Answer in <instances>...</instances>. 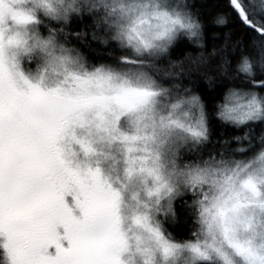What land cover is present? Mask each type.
Returning <instances> with one entry per match:
<instances>
[{"label":"clouds","instance_id":"clouds-1","mask_svg":"<svg viewBox=\"0 0 264 264\" xmlns=\"http://www.w3.org/2000/svg\"><path fill=\"white\" fill-rule=\"evenodd\" d=\"M45 2L4 0L19 12L0 19V109L11 120L19 175L12 222L20 264H31L37 235L66 210L80 264H264V121L225 123L200 89L244 76L248 57L230 72L227 45L207 47L194 0H58L54 12ZM240 3L264 25V0ZM156 12L192 27H177L153 49L130 47L129 33ZM210 23L227 29L230 13L217 11ZM182 40L191 48L174 56ZM252 63L247 75L264 74Z\"/></svg>","mask_w":264,"mask_h":264},{"label":"snow or ice","instance_id":"snow-or-ice-1","mask_svg":"<svg viewBox=\"0 0 264 264\" xmlns=\"http://www.w3.org/2000/svg\"><path fill=\"white\" fill-rule=\"evenodd\" d=\"M4 0H0V19L11 15L17 17V12L11 6L2 7ZM232 8L238 13L240 20L249 28H252L260 36H264V25L256 24L248 15L247 10L240 0H230ZM41 7L48 11H58V0L45 2ZM129 33L127 43L137 51L143 52L145 48L153 49L162 46L163 41L171 40L177 27H192L190 22L182 20L179 14L156 12ZM236 45L233 46L235 50ZM259 55V54H258ZM240 56H247L248 61L242 65V72L246 78L239 86L224 88L220 98L216 101L215 112L219 119L225 123L248 124L254 121H264V74L247 75L250 68L255 65L253 61H259L264 66V57L253 58L241 52ZM143 87L151 88L153 82L142 74ZM258 161L264 162V154ZM251 184V181L248 182ZM19 194V175L17 170L15 148L13 144L12 124L9 116L0 109V252L7 260V264H20L22 253L17 243L12 215ZM54 201L67 209L63 202V193L54 190ZM75 218L66 210L61 214L52 215L34 240L31 247V264H80L81 257L77 251ZM63 230V235L61 231ZM62 241L66 243H62ZM163 250L167 252L171 245L161 240ZM193 251L199 252L198 245H189Z\"/></svg>","mask_w":264,"mask_h":264},{"label":"trees","instance_id":"trees-1","mask_svg":"<svg viewBox=\"0 0 264 264\" xmlns=\"http://www.w3.org/2000/svg\"><path fill=\"white\" fill-rule=\"evenodd\" d=\"M194 9H199V16L205 22V36L207 40V47H217L222 43L227 45V55L231 61L229 65L230 72H235V64L238 61L241 52H245L249 54L253 60H258L262 58L261 53L263 47L261 44L264 43V36H260L256 31L252 28L246 26L238 17V15L233 12L227 3V0H194L193 4ZM217 11H225L230 13V23L225 28H217L210 23L211 17L215 15ZM230 30L231 36L225 40L224 33L225 31ZM212 32H219L221 35L219 37H213L211 35ZM236 45L235 50H233V46ZM191 48V45L187 43V41H181L176 48L173 49V55H183L186 49ZM192 51H197V49H192ZM259 54V55H258ZM224 56V51L218 52L216 57L212 58V63L216 64L222 59ZM259 71H257V75H259ZM245 77L237 74L236 79L232 81L223 80L221 83H217L215 88L208 92L205 85L201 82L200 89L202 92H206V99L208 100V107L210 112L214 111V102H216L224 88L227 87L229 83L236 84L239 86L243 81H245ZM212 124L214 127V134L219 135L221 125L218 121L212 120ZM259 127V126H257ZM225 134H231L235 131L232 128H224Z\"/></svg>","mask_w":264,"mask_h":264},{"label":"rangeland","instance_id":"rangeland-1","mask_svg":"<svg viewBox=\"0 0 264 264\" xmlns=\"http://www.w3.org/2000/svg\"><path fill=\"white\" fill-rule=\"evenodd\" d=\"M16 10V12L18 13L19 12V10L18 9H15ZM261 47H263V48H261L262 50V53H261V55L260 56H262V57H264V43L263 44H261ZM12 134H13V130H12Z\"/></svg>","mask_w":264,"mask_h":264}]
</instances>
